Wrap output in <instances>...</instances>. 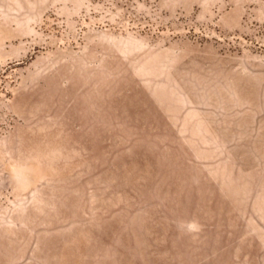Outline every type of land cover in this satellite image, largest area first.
<instances>
[{
	"label": "rangeland",
	"instance_id": "1",
	"mask_svg": "<svg viewBox=\"0 0 264 264\" xmlns=\"http://www.w3.org/2000/svg\"><path fill=\"white\" fill-rule=\"evenodd\" d=\"M0 264H264V0H0Z\"/></svg>",
	"mask_w": 264,
	"mask_h": 264
}]
</instances>
